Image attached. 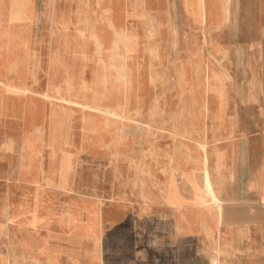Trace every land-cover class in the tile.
Returning <instances> with one entry per match:
<instances>
[{
	"label": "crops",
	"instance_id": "0c3cea01",
	"mask_svg": "<svg viewBox=\"0 0 264 264\" xmlns=\"http://www.w3.org/2000/svg\"><path fill=\"white\" fill-rule=\"evenodd\" d=\"M5 1L0 36L32 37ZM223 2L194 12L201 92L136 118L0 47V264H264V0Z\"/></svg>",
	"mask_w": 264,
	"mask_h": 264
},
{
	"label": "rangeland",
	"instance_id": "374dc122",
	"mask_svg": "<svg viewBox=\"0 0 264 264\" xmlns=\"http://www.w3.org/2000/svg\"><path fill=\"white\" fill-rule=\"evenodd\" d=\"M33 3L42 9L45 0H33ZM54 4L60 7L58 16L68 18V22L72 23L75 2L54 0ZM87 7L99 36V44L78 54L77 61L71 60V53L65 47H51L55 36L49 29L45 30L44 47H34V64L39 74L45 71V87L49 85V80L50 86H61L71 76L78 87L93 92L99 101L104 102L106 97L105 102L125 107L130 118H136L141 109L153 104L155 95L165 96L167 99L161 102L168 104L176 102L174 95L178 98L185 97L187 93L198 96L202 81L207 76L200 65L202 58L207 63V48L210 47H191L196 41L201 43V37L196 35L198 23L194 19L195 5L192 0H88ZM7 8L6 0L2 11ZM119 8L123 13L121 15ZM118 20L123 21V25L122 22L121 25L116 23ZM118 29L131 36L133 47L130 51L113 47ZM73 32L71 27L69 33ZM183 101L177 100L179 104ZM199 101L194 100L195 103ZM81 121L83 115L77 113L75 122L80 124Z\"/></svg>",
	"mask_w": 264,
	"mask_h": 264
},
{
	"label": "bare ground",
	"instance_id": "6f19581e",
	"mask_svg": "<svg viewBox=\"0 0 264 264\" xmlns=\"http://www.w3.org/2000/svg\"><path fill=\"white\" fill-rule=\"evenodd\" d=\"M74 1L76 4L75 7V15L74 18L71 20V22H68L69 19L65 17H59L58 14H60V7L57 4H54V0H45L44 8L40 9L37 5L33 4L31 0H8V11L10 16V21L13 23H25L32 21L33 22V36L32 37H26L23 34L17 33L16 35H11L9 37L0 36V47H44V38H45V30L49 29L53 31V35L55 36V40L51 43V47H65L66 50H68L71 53V60L77 61L78 60V54L83 53L86 49H90L91 47H94L98 43V37L97 31L93 23V18L91 16V12L89 8H86V5L88 3V0H69ZM98 1V0H97ZM106 1V0H105ZM110 1V0H109ZM122 1V0H121ZM197 9L196 12V18L199 22L205 19L207 15V8H208V0H197ZM212 3L215 0H211ZM224 4V16L227 17L228 12V4L230 3V0H223ZM113 2V1H112ZM120 2V1H119ZM118 2V3H119ZM125 2V1H124ZM109 3V2H107ZM116 3V2H115ZM117 3V4H118ZM121 3V2H120ZM122 4H124L122 2ZM121 4V5H122ZM215 5V3H214ZM214 5H211L214 7ZM98 6V5H97ZM105 6V5H103ZM107 6V5H106ZM221 6V7H222ZM102 7V6H101ZM115 7V6H114ZM118 7V6H117ZM125 7V6H124ZM98 8V7H97ZM121 8V7H120ZM119 8V14H123L120 12ZM117 9V8H116ZM122 9V8H121ZM113 11V9H112ZM118 11V9L116 10ZM100 12V11H99ZM98 14V13H97ZM112 14V13H111ZM117 14V13H116ZM120 14V15H121ZM101 15V14H99ZM109 15V14H108ZM107 15V16H108ZM115 15V14H114ZM113 15V16H114ZM116 16V15H115ZM118 17V15H117ZM121 18V16H119ZM125 17V16H124ZM115 18V17H114ZM68 19V20H67ZM101 19V17L99 18ZM119 19V18H117ZM123 19V18H122ZM111 20V19H110ZM115 20V19H114ZM124 20V19H123ZM116 21V23H121L123 25V21ZM97 23V22H96ZM120 24V25H121ZM125 24V23H124ZM98 25L100 26L99 22ZM114 25V24H113ZM117 25V24H116ZM103 26V24H102ZM186 26V25H185ZM73 28L74 32L69 33V29ZM117 27H119L117 25ZM192 28V27H191ZM58 29V32H56ZM102 29V28H101ZM111 29V28H110ZM109 29V30H110ZM126 29V28H125ZM100 30V29H99ZM103 30V29H102ZM108 30V29H107ZM106 30V31H107ZM105 31V33H106ZM111 31V30H110ZM104 33V34H105ZM103 34V33H102ZM101 34V35H102ZM108 33H106L107 35ZM113 34V33H112ZM112 36V35H111ZM210 36V35H209ZM109 36H107L108 38ZM206 37V36H205ZM31 38V40H30ZM105 38V37H104ZM210 38V37H209ZM103 39V38H102ZM110 39V38H109ZM208 39V37H207ZM104 40V39H103ZM108 41V39H106ZM114 42L113 47H121L122 50L130 51L133 47L132 38L130 35L126 34L123 30H116L114 35ZM105 41V40H104ZM102 42V41H101ZM110 42V41H109ZM211 42V41H210ZM104 43V42H103ZM111 43V42H110ZM212 43V42H211ZM99 44V43H98ZM105 44V43H104ZM103 44V45H104ZM109 44V43H108ZM174 44V43H173ZM211 45V44H210ZM105 47V46H104ZM103 47V48H104ZM107 47V45H106ZM105 47V48H106ZM111 47V46H110ZM100 48V47H98ZM171 48V47H170ZM175 48V47H174ZM101 49V48H100ZM99 49V50H100ZM168 49V48H167ZM104 50V49H103ZM121 50V49H120ZM121 50V51H122ZM171 50V49H170ZM169 51V50H168ZM175 52V51H174ZM102 53V52H101ZM124 53V52H123ZM127 53V52H126ZM112 54V53H111ZM178 54V53H177ZM13 55V54H12ZM106 55V54H105ZM114 55V54H113ZM97 56V55H96ZM103 56V55H102ZM108 56V55H106ZM126 56V55H125ZM169 56V55H168ZM13 58V56L9 55V58ZM101 57V56H100ZM129 57V56H128ZM180 57V56H179ZM107 58V57H106ZM122 58V57H121ZM106 61V59H105ZM102 62V61H101ZM107 63V61H106ZM42 64V63H40ZM96 64V63H95ZM176 65V64H175ZM97 67V65H96ZM95 67V68H96ZM147 68V67H146ZM106 71V70H105ZM124 73V70H122V74ZM169 74V73H168ZM164 75V74H163ZM177 75V74H176ZM107 77V76H106ZM110 77V76H109ZM164 77V76H163ZM113 79V78H112ZM68 90H72V77L70 76L68 80L66 81ZM107 84V82H106ZM105 84V85H106ZM108 85V84H107ZM164 86V85H163ZM108 88L110 86H107ZM95 88V87H94ZM112 89V88H111ZM221 89H218L220 91ZM111 92V91H110ZM93 93V92H92ZM106 93V92H105ZM113 93V92H112ZM89 94V93H88ZM91 94V93H90ZM99 94V93H98ZM107 94V93H106ZM115 94V93H114ZM110 95V94H109ZM116 95V94H115ZM87 97V96H86ZM117 97V96H116ZM88 98V97H87ZM91 98V96H90ZM95 98V97H94ZM92 99V98H91ZM89 100V99H88ZM106 101V97L104 99ZM66 103L76 105V106H84L78 102L72 101V100H64ZM90 101V100H89ZM104 101V102H105ZM88 102V101H87ZM103 102V103H104ZM101 104V103H100ZM104 105V104H103ZM102 106V105H101ZM178 106V105H177ZM117 107V106H116ZM119 107V105H118ZM110 109V108H109ZM162 110V109H161ZM137 111V110H135ZM116 114V113H113ZM119 114V113H118ZM121 114V113H120ZM123 115V113H122ZM137 115V114H136ZM176 117V116H173ZM116 118V117H115ZM119 119V118H117ZM123 121V120H122ZM166 122V121H165ZM121 131V130H120ZM4 139V138H3ZM2 140V139H0ZM17 140V139H16ZM15 140V141H16ZM20 140V139H19ZM18 140V141H19ZM18 143V142H17ZM89 144V143H88ZM87 144V145H88ZM86 145V146H87ZM91 146V145H90ZM20 148V147H19ZM18 148V149H19ZM89 148V146H88ZM22 149V148H21ZM93 150V148H92ZM96 150V149H95ZM103 150V149H102ZM101 150V151H102ZM20 151V150H19ZM91 151V150H90ZM105 152V150H103ZM15 152V151H14ZM94 152V151H93ZM84 153V152H83ZM103 153V152H101ZM95 154V153H94ZM104 154V153H103ZM17 155V154H16ZM4 159V158H3ZM2 159V160H3ZM19 160V159H18ZM15 163V162H13ZM19 164V163H18ZM15 166V165H14ZM18 167V166H16ZM18 170V169H17ZM4 174V173H3ZM6 176V175H5ZM148 176V175H147ZM149 178V177H148ZM207 193L210 197L211 202L219 204L220 199L215 194L211 181L209 179V176L207 175ZM16 252V251H15ZM17 258H13L11 255V261H3L2 264H23L19 261V259H24V256L21 254V252L17 251ZM34 264H45L41 263L40 261H35ZM216 264V261L214 262Z\"/></svg>",
	"mask_w": 264,
	"mask_h": 264
}]
</instances>
